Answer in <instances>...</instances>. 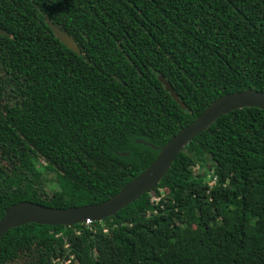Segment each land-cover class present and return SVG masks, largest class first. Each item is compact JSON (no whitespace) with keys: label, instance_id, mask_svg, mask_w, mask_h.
I'll use <instances>...</instances> for the list:
<instances>
[{"label":"trees","instance_id":"trees-1","mask_svg":"<svg viewBox=\"0 0 264 264\" xmlns=\"http://www.w3.org/2000/svg\"><path fill=\"white\" fill-rule=\"evenodd\" d=\"M0 27V142L19 161L0 183V219L22 201H104L213 100L264 92V0H0ZM38 162L56 174L51 195L23 171ZM17 260L264 264V110L218 118L116 216L9 230L0 264Z\"/></svg>","mask_w":264,"mask_h":264},{"label":"water","instance_id":"water-1","mask_svg":"<svg viewBox=\"0 0 264 264\" xmlns=\"http://www.w3.org/2000/svg\"><path fill=\"white\" fill-rule=\"evenodd\" d=\"M48 24L63 44L72 51L81 53L79 45L71 35L52 21ZM0 35L9 36L10 34L0 27ZM159 79L172 97L183 108H186L171 83L163 75H159ZM252 107L264 110V92L255 88H247L219 96L193 121L181 128L176 135L161 146L158 156L145 170L127 182L119 192L104 201L67 208H54L32 201H22L7 207L4 216L0 219V239L9 230L28 223L72 227L88 221L101 222L105 218L116 216L121 209L144 194L152 192L169 173L178 154L183 152L190 142L207 130L218 118L238 109ZM137 142L156 148L154 144L143 139H138ZM123 154L128 155V153Z\"/></svg>","mask_w":264,"mask_h":264},{"label":"rangeland","instance_id":"rangeland-1","mask_svg":"<svg viewBox=\"0 0 264 264\" xmlns=\"http://www.w3.org/2000/svg\"><path fill=\"white\" fill-rule=\"evenodd\" d=\"M18 162L16 157L4 151L0 142V183L7 176L12 175L16 171L18 172V168H12L18 165ZM44 165V162H38L36 165L26 167L23 171L29 179L34 181L39 180L45 186L47 193L51 195L54 190L59 189V184L56 181V174L52 171H47ZM13 264H24V262L23 260H17Z\"/></svg>","mask_w":264,"mask_h":264},{"label":"built area","instance_id":"built-area-1","mask_svg":"<svg viewBox=\"0 0 264 264\" xmlns=\"http://www.w3.org/2000/svg\"><path fill=\"white\" fill-rule=\"evenodd\" d=\"M215 181H216V180L214 179V180L211 182V184H210V185L212 186L213 184H215ZM90 223H92V222H91V221H88V222H87V223H85V224H90Z\"/></svg>","mask_w":264,"mask_h":264}]
</instances>
